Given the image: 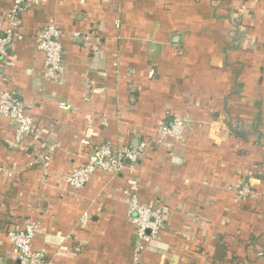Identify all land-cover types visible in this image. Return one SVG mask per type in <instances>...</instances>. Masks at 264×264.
Segmentation results:
<instances>
[{
  "label": "crops",
  "instance_id": "crops-1",
  "mask_svg": "<svg viewBox=\"0 0 264 264\" xmlns=\"http://www.w3.org/2000/svg\"><path fill=\"white\" fill-rule=\"evenodd\" d=\"M14 1L0 0V34ZM19 16L0 91L26 105L35 133L16 145L0 118L11 174L0 175V264H19L6 232L30 221L48 264H264V0H36ZM48 23L61 32L60 83L36 48ZM174 116L191 125L184 140L155 144ZM141 141L121 173L64 183L100 145ZM242 178L254 198L238 199ZM133 194L163 217L138 262Z\"/></svg>",
  "mask_w": 264,
  "mask_h": 264
},
{
  "label": "built area",
  "instance_id": "built-area-1",
  "mask_svg": "<svg viewBox=\"0 0 264 264\" xmlns=\"http://www.w3.org/2000/svg\"><path fill=\"white\" fill-rule=\"evenodd\" d=\"M26 4L34 5L36 0H15L9 11L6 12L8 27L0 34V60L3 63V72L10 62V47L13 45L15 35L20 27V13ZM61 32L53 24L41 27L37 34L38 51L44 55L43 77L52 83H60L64 77L63 49L60 42ZM4 81V78H1ZM59 107L68 111L70 107L59 104ZM0 118H7L15 126L13 143L18 145L35 133L34 119L29 115L28 108L15 97L9 90L0 91ZM191 127L184 118L174 116L170 124L159 122L154 136V143L161 145L170 139L176 142L184 140V134ZM148 142L141 141L136 148L113 147L110 143H104L97 147L93 156L83 165L75 168L63 176L66 185L74 190H80L90 180L96 170L110 175L121 173L125 169V163L136 164L144 155ZM43 162V163H42ZM44 166L48 165L49 156L42 160ZM10 176L9 171L0 168V175ZM235 192L240 200L252 199L255 192L245 181L240 179L235 186ZM127 215L135 229V242L133 244V257L136 262L145 246L158 239L163 228V217L160 208H149L141 204L137 195H129L126 199ZM38 230V224L30 221L21 228H15L6 232V237L12 245V253L19 264H48L44 261L40 252L32 249V241Z\"/></svg>",
  "mask_w": 264,
  "mask_h": 264
}]
</instances>
